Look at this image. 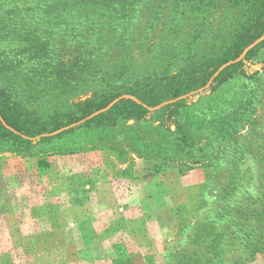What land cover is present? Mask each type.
I'll use <instances>...</instances> for the list:
<instances>
[{
  "label": "rangeland",
  "instance_id": "1",
  "mask_svg": "<svg viewBox=\"0 0 264 264\" xmlns=\"http://www.w3.org/2000/svg\"><path fill=\"white\" fill-rule=\"evenodd\" d=\"M253 3L0 0V89L39 120L131 97L219 55ZM240 60L172 116L0 143V264H264V34Z\"/></svg>",
  "mask_w": 264,
  "mask_h": 264
},
{
  "label": "trees",
  "instance_id": "2",
  "mask_svg": "<svg viewBox=\"0 0 264 264\" xmlns=\"http://www.w3.org/2000/svg\"><path fill=\"white\" fill-rule=\"evenodd\" d=\"M203 1L208 2V0ZM252 14H254L253 20L240 27L233 40L219 55L176 76L151 81L128 93L131 97H120V95L109 98L92 97L75 103L71 109L63 113L46 120H39L17 107L0 89V143L26 145L31 144L33 140L45 142L81 128L100 127L111 120L140 119L158 107H160L158 112L172 116L184 105L183 98L186 95L198 92L211 79L217 81L231 74L241 65L242 61L236 60L264 34V0H254ZM262 44L263 42H260L250 48L244 58L255 54ZM177 126L182 135V142L187 144L182 128ZM58 130H61L58 134L49 135ZM256 200H260L259 206L254 209L260 240L254 244V247L255 250L264 252V201L259 197Z\"/></svg>",
  "mask_w": 264,
  "mask_h": 264
},
{
  "label": "water",
  "instance_id": "3",
  "mask_svg": "<svg viewBox=\"0 0 264 264\" xmlns=\"http://www.w3.org/2000/svg\"><path fill=\"white\" fill-rule=\"evenodd\" d=\"M220 69H221V68H220ZM109 106H110V105H109ZM109 106H108V107H109ZM108 107H107V108H108ZM107 108H106V109H107ZM106 109H104V110H106ZM104 110H102V111H104ZM102 111H99V112H102ZM99 112H97V113H99ZM97 113H95V114H97Z\"/></svg>",
  "mask_w": 264,
  "mask_h": 264
}]
</instances>
